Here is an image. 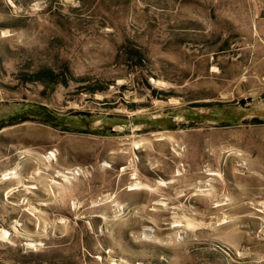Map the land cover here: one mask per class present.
Masks as SVG:
<instances>
[{"label": "rangeland", "instance_id": "rangeland-1", "mask_svg": "<svg viewBox=\"0 0 264 264\" xmlns=\"http://www.w3.org/2000/svg\"><path fill=\"white\" fill-rule=\"evenodd\" d=\"M0 264H264V0H0Z\"/></svg>", "mask_w": 264, "mask_h": 264}]
</instances>
